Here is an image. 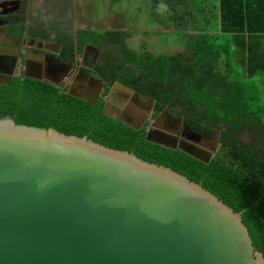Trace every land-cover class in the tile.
<instances>
[{"label": "water", "instance_id": "obj_1", "mask_svg": "<svg viewBox=\"0 0 264 264\" xmlns=\"http://www.w3.org/2000/svg\"><path fill=\"white\" fill-rule=\"evenodd\" d=\"M75 87L70 96L93 105L102 98L113 120L137 131L150 123L151 143L205 164L221 149L220 131L177 137L169 107L153 119L156 101L120 83L107 93L101 80ZM0 264H264V257L242 213L187 177L87 137L6 117L0 120Z\"/></svg>", "mask_w": 264, "mask_h": 264}, {"label": "trees", "instance_id": "obj_2", "mask_svg": "<svg viewBox=\"0 0 264 264\" xmlns=\"http://www.w3.org/2000/svg\"><path fill=\"white\" fill-rule=\"evenodd\" d=\"M187 2L203 25L187 42L189 56L147 53L135 59L137 69L129 62L135 54L126 56L128 36L120 30L99 32L90 43L102 50L95 69L107 88L120 83L155 100L156 114L169 107L172 117L196 134L221 132V149L209 164L149 142L145 128L137 131L107 117L102 100L93 105L34 80L16 78L0 86V120L11 117L17 125L87 137L187 177L242 213L264 257V0ZM168 7L172 19L178 18L179 6ZM108 36L104 49L101 42ZM87 42L77 45L79 50ZM74 47L64 42L69 55Z\"/></svg>", "mask_w": 264, "mask_h": 264}, {"label": "rangeland", "instance_id": "obj_3", "mask_svg": "<svg viewBox=\"0 0 264 264\" xmlns=\"http://www.w3.org/2000/svg\"><path fill=\"white\" fill-rule=\"evenodd\" d=\"M34 3L31 5L34 14L28 20L47 24L45 27L54 33L55 28L58 29L63 39L72 38L75 45L85 40L92 41L96 35L102 34L99 32L120 30L128 36L126 56L135 54L129 62L137 69L135 59L144 58L147 53L189 56L185 48L187 42L196 38V27H203L200 16L187 5V0H49V3L36 0ZM173 3L179 6L176 19L168 14V5ZM186 11L192 14L180 17ZM109 45L110 37H104L102 48Z\"/></svg>", "mask_w": 264, "mask_h": 264}, {"label": "flooded vegetation", "instance_id": "obj_4", "mask_svg": "<svg viewBox=\"0 0 264 264\" xmlns=\"http://www.w3.org/2000/svg\"><path fill=\"white\" fill-rule=\"evenodd\" d=\"M33 1L36 0H4L3 5H0V86H10L16 78L34 80L52 86L54 82L61 85V87L54 86L59 93L69 95L76 89L75 86L86 85L87 81L90 84H96L97 80L103 81L96 75L95 69L102 57V50L99 52L98 47L94 48L91 46V41L85 40L88 42L82 50H79L78 44L75 45L73 42L74 53L69 55L64 50V41L72 42V38L65 40L58 29L55 28L54 33L53 30L45 27L47 24L28 20L29 16L34 14L31 8ZM26 75L37 79L28 78ZM8 81L10 85H2L3 82ZM147 99H140L143 107L151 106L152 101ZM101 100L103 101L102 98L99 99ZM153 111V119H156L159 115L156 114V104ZM169 120L178 128L177 137L182 135L190 137L195 133L188 125L186 130H183L182 125L185 121L174 119L171 113ZM149 124L147 122L143 128L147 130ZM169 128L170 125H165L162 130ZM167 140L171 144L176 143L174 139Z\"/></svg>", "mask_w": 264, "mask_h": 264}, {"label": "crops", "instance_id": "obj_5", "mask_svg": "<svg viewBox=\"0 0 264 264\" xmlns=\"http://www.w3.org/2000/svg\"><path fill=\"white\" fill-rule=\"evenodd\" d=\"M3 1H4V0H1V4L4 3ZM42 1H44V2H47V1H48V3H49V0H42ZM13 3H14V2H13ZM32 3H34V1H33ZM46 9H49V8L47 7ZM52 14L55 15V12L52 11ZM45 44H46V43H45ZM47 45H50V43H47Z\"/></svg>", "mask_w": 264, "mask_h": 264}, {"label": "clouds", "instance_id": "obj_6", "mask_svg": "<svg viewBox=\"0 0 264 264\" xmlns=\"http://www.w3.org/2000/svg\"><path fill=\"white\" fill-rule=\"evenodd\" d=\"M106 84V83H105ZM111 88V86L109 88H107V85H106V93H107V90L109 91V89Z\"/></svg>", "mask_w": 264, "mask_h": 264}]
</instances>
